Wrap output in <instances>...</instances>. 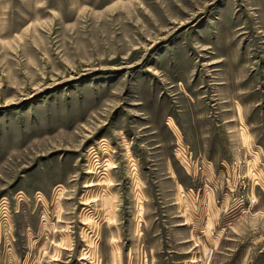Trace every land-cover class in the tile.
I'll return each instance as SVG.
<instances>
[{"label": "rangeland", "instance_id": "obj_1", "mask_svg": "<svg viewBox=\"0 0 264 264\" xmlns=\"http://www.w3.org/2000/svg\"><path fill=\"white\" fill-rule=\"evenodd\" d=\"M0 264H264V0H0Z\"/></svg>", "mask_w": 264, "mask_h": 264}]
</instances>
